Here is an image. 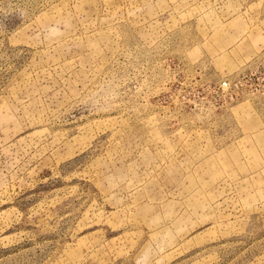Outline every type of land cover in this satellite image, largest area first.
<instances>
[{
	"label": "rangeland",
	"instance_id": "1",
	"mask_svg": "<svg viewBox=\"0 0 264 264\" xmlns=\"http://www.w3.org/2000/svg\"><path fill=\"white\" fill-rule=\"evenodd\" d=\"M0 264H264V0H0Z\"/></svg>",
	"mask_w": 264,
	"mask_h": 264
}]
</instances>
